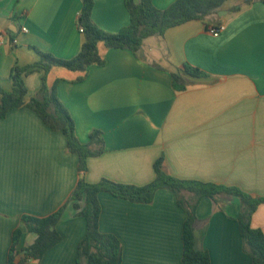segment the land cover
<instances>
[{"label": "crops", "instance_id": "obj_1", "mask_svg": "<svg viewBox=\"0 0 264 264\" xmlns=\"http://www.w3.org/2000/svg\"><path fill=\"white\" fill-rule=\"evenodd\" d=\"M174 1L152 0L158 9ZM81 6L82 0H0L3 90L11 88L14 64L37 61L30 47L62 59L79 52L84 40L77 24ZM227 9L218 13L223 29L217 36L192 20L146 38L137 56L99 44L105 64L91 66L82 81H75L81 73L63 67L47 72L48 86L61 80L58 97L73 118L79 141L87 142L94 129L102 132L103 152L87 160V183L106 178L145 185L154 179V163L162 157L163 171L177 179L264 196V3L254 1L236 14ZM91 19L110 33L129 24L123 0H93ZM183 64L206 76L183 74L187 86L176 91L171 72ZM42 76L35 69L24 77L26 102L37 95ZM78 162L67 150L66 137L47 128L35 112L16 108L0 118V264H7L15 229L21 230L18 249L34 241L22 215L43 217L65 203L79 179ZM97 199L99 230L119 240L121 264H181L186 214L172 192L160 189L150 203L106 192ZM239 212L236 196L200 200L195 231L210 264H251L238 229ZM251 226L264 233V204ZM56 229L61 241L39 262L28 264H76L85 219L68 204Z\"/></svg>", "mask_w": 264, "mask_h": 264}, {"label": "trees", "instance_id": "obj_2", "mask_svg": "<svg viewBox=\"0 0 264 264\" xmlns=\"http://www.w3.org/2000/svg\"><path fill=\"white\" fill-rule=\"evenodd\" d=\"M227 0H175L168 7L158 9L152 0H123L129 14V24L116 33L107 32L98 27L91 19L93 0H82L77 24L83 28V43L79 52L68 59L30 47L38 56L37 61L29 66L14 64L10 70L11 88L6 91L0 87V118L16 108H27L37 114L43 124L52 131L61 132L66 137L67 150L78 156L79 179L65 203L53 213L37 217L22 215V222L28 233L35 236L34 241L24 249H18L21 230L12 232L7 264H28L39 262L44 254L61 241L56 225L68 204H71L77 216L86 222V232L77 246L76 264H121L123 251L119 240L111 233L99 230L100 206L97 196L106 192L114 197L133 203H150L156 191L166 189L173 193L176 203L185 214L182 226L181 264H210L207 251L198 246L199 238L195 231L196 208L202 198L216 199L219 194L236 196L240 201L237 218L238 229L243 241L244 252L251 258V264H264V233L260 228L251 226V219L257 208L264 204V196H252L237 187L224 186L212 182L177 179L166 174L162 169V157L154 163V179L142 186L116 183L101 178L96 183H87L83 175L87 171V160L103 152L102 132L94 129L89 133L88 141H79L75 123L70 112L58 97L57 79L51 86L46 83V74L52 67H63L79 72L76 82L82 81L91 66H103L105 60L98 54V45L106 48L125 49L138 55L143 41L152 36H162L172 27L196 20L206 28L219 25L218 13ZM254 1L244 0L242 4L228 8L230 14H236L243 6ZM35 69L43 71L41 87L35 97L25 101L27 89L24 77ZM203 77L206 73L188 64L171 72L172 87L176 91L185 90L187 83L183 77Z\"/></svg>", "mask_w": 264, "mask_h": 264}, {"label": "built area", "instance_id": "obj_3", "mask_svg": "<svg viewBox=\"0 0 264 264\" xmlns=\"http://www.w3.org/2000/svg\"><path fill=\"white\" fill-rule=\"evenodd\" d=\"M223 29V26L222 25H219V26H214V25H211L207 28V31L213 35V36H217L219 34V32ZM22 31H26L25 28L22 29ZM79 31L82 33L83 32V28L79 26Z\"/></svg>", "mask_w": 264, "mask_h": 264}, {"label": "rangeland", "instance_id": "obj_4", "mask_svg": "<svg viewBox=\"0 0 264 264\" xmlns=\"http://www.w3.org/2000/svg\"><path fill=\"white\" fill-rule=\"evenodd\" d=\"M239 0H227L224 5H223V9H227L235 4H237Z\"/></svg>", "mask_w": 264, "mask_h": 264}, {"label": "water", "instance_id": "obj_5", "mask_svg": "<svg viewBox=\"0 0 264 264\" xmlns=\"http://www.w3.org/2000/svg\"><path fill=\"white\" fill-rule=\"evenodd\" d=\"M222 12L226 13V11H222Z\"/></svg>", "mask_w": 264, "mask_h": 264}]
</instances>
